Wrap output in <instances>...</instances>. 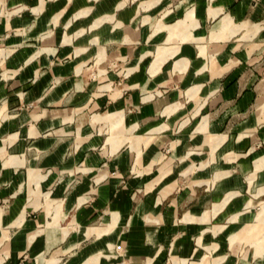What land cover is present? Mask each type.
<instances>
[{
	"label": "crops",
	"instance_id": "crops-1",
	"mask_svg": "<svg viewBox=\"0 0 264 264\" xmlns=\"http://www.w3.org/2000/svg\"><path fill=\"white\" fill-rule=\"evenodd\" d=\"M264 0H0V264H264Z\"/></svg>",
	"mask_w": 264,
	"mask_h": 264
},
{
	"label": "rangeland",
	"instance_id": "rangeland-1",
	"mask_svg": "<svg viewBox=\"0 0 264 264\" xmlns=\"http://www.w3.org/2000/svg\"><path fill=\"white\" fill-rule=\"evenodd\" d=\"M264 207V206H263Z\"/></svg>",
	"mask_w": 264,
	"mask_h": 264
}]
</instances>
